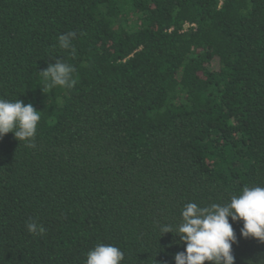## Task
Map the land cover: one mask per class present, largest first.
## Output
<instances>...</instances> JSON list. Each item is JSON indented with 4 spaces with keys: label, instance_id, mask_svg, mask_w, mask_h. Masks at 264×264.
<instances>
[{
    "label": "trees",
    "instance_id": "trees-1",
    "mask_svg": "<svg viewBox=\"0 0 264 264\" xmlns=\"http://www.w3.org/2000/svg\"><path fill=\"white\" fill-rule=\"evenodd\" d=\"M57 59L78 82L45 93ZM0 98L42 112L34 147L0 139V264H85L101 243L175 264L186 245L160 228L185 204L264 186V0H0ZM229 219L236 264H264Z\"/></svg>",
    "mask_w": 264,
    "mask_h": 264
},
{
    "label": "clouds",
    "instance_id": "clouds-1",
    "mask_svg": "<svg viewBox=\"0 0 264 264\" xmlns=\"http://www.w3.org/2000/svg\"><path fill=\"white\" fill-rule=\"evenodd\" d=\"M76 37V31L63 33L58 37V46L75 54L72 41ZM76 72L72 64L55 60L40 71L44 80L42 90L49 93L56 87L73 89L78 82ZM41 113L31 103L0 98V139L14 133L20 142L27 141L34 147ZM181 217L182 222L175 232L171 225L160 228L163 234L179 235L186 245L185 251L176 254L175 264H236L233 245L238 241L229 218L232 222L243 221L242 237L264 243V186H244L240 194L232 195L225 205L212 203L201 207L189 202L184 205ZM26 228L29 233L41 236L46 231L42 224L33 220L26 223ZM123 260L124 253L120 248L101 243L87 253L85 264H121Z\"/></svg>",
    "mask_w": 264,
    "mask_h": 264
}]
</instances>
